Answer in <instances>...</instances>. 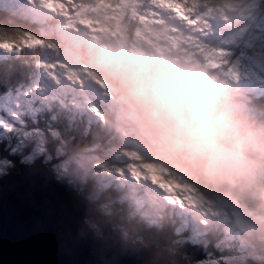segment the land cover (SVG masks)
<instances>
[{
    "label": "clouds",
    "instance_id": "9594fccd",
    "mask_svg": "<svg viewBox=\"0 0 264 264\" xmlns=\"http://www.w3.org/2000/svg\"><path fill=\"white\" fill-rule=\"evenodd\" d=\"M87 55L111 87L108 118L120 137L208 199L222 204L226 196L245 245L238 258L264 259V97L190 50L143 47L133 54L113 41ZM63 145L58 178L86 184L97 213L136 231L174 227L177 206L156 179L106 181L96 171L102 162L87 160L86 146L70 139Z\"/></svg>",
    "mask_w": 264,
    "mask_h": 264
},
{
    "label": "rangeland",
    "instance_id": "374dc122",
    "mask_svg": "<svg viewBox=\"0 0 264 264\" xmlns=\"http://www.w3.org/2000/svg\"><path fill=\"white\" fill-rule=\"evenodd\" d=\"M3 2L12 11L17 5V0H3ZM75 2L77 3L75 6L77 12L73 11V16L69 19H65L63 14L46 11L41 7L39 0L34 5H30L32 8H29L25 13L32 21L29 24L35 27L41 36L53 34L51 26L47 25L45 15H55L58 20L53 22L52 28H55L62 36L60 48L66 49L69 46L67 52H71L72 59H75L66 62L62 59L64 53L61 54L51 48H43L38 64L33 60L36 69L30 82L0 94V121L4 122L0 124V142L3 140V134H7L11 139L8 146L11 144L21 152L26 150L27 152L31 151L30 153L43 155L46 149L44 136L39 137L33 134L38 131L42 134V132L39 129H29L28 122L24 121L26 118L38 121L39 113L36 114L30 107L34 103L35 94L42 98L44 107L52 111L53 114H56L58 110L62 116L69 118L71 115L68 110L69 106L81 107L86 103H96L104 112V118L109 115L112 90H108L97 81L91 72V64L87 61V53L113 41L121 42L133 54L143 47L156 51L169 48L180 51L190 50L202 56L212 67H218V64L222 62L225 55L222 50L230 49L232 53L237 54L236 57L230 58L240 62L243 72L253 74L251 62L257 68L264 70V12L262 11L264 0L231 2L229 0L217 6L200 5L199 14L211 21L210 25H203L206 31L189 30L163 10L154 9L153 11L161 12V15L153 16L147 12L149 5L147 3L140 4L137 0H75ZM154 3L157 8L171 7L167 0H154ZM137 9L144 11L145 15L137 16ZM29 50L32 51V49ZM67 52L65 53L67 54ZM4 54L9 55V53L0 50V56ZM57 61L66 65L67 70L64 67H58L53 74L50 68ZM77 74L83 79L82 85L74 79ZM241 83L247 90L253 92L245 81H241ZM262 92L264 93V87L259 90L258 94ZM13 113L16 115L13 116ZM80 115L82 116V114ZM77 116L79 114L74 115V117ZM108 120L106 123L103 120L102 123L97 124L105 129L108 127L113 134H118L111 120L109 118ZM47 131L52 134L51 137H57L50 128H47ZM118 141L124 147L112 148L111 154L107 155L106 153L107 157H105L110 159L113 164L111 166L104 163L98 164L96 169L98 175L106 181L127 180L130 175L128 173L129 159L126 152H128V148H131L133 153H139L135 147L121 137ZM98 155L100 157V153ZM92 156L96 157L97 155H92L90 151L86 150V158L89 162L99 161ZM6 161V159L0 160V176L4 173L2 168L8 165ZM103 161L106 160L103 159ZM119 169L124 170L123 174H118ZM48 170L52 172L50 168ZM53 171L59 174L58 163L55 168L53 167ZM150 171L153 172L152 178L157 179L155 170ZM172 187V184H168L169 191ZM219 199L223 200L222 204L210 200L202 194L200 203L196 207L185 208L183 211L176 207L175 211H177L179 219H183L185 222L188 219L193 221L195 227L187 238L191 243L197 239L198 242L204 241L206 226L214 222L222 230V240L229 239L235 245L237 244V254H239V249L245 247L244 241L241 239V232L228 210V198L221 196ZM185 207L189 206L185 204ZM185 222L180 224H185ZM135 234L138 233L135 232ZM184 259L189 264V260Z\"/></svg>",
    "mask_w": 264,
    "mask_h": 264
},
{
    "label": "water",
    "instance_id": "95a60500",
    "mask_svg": "<svg viewBox=\"0 0 264 264\" xmlns=\"http://www.w3.org/2000/svg\"><path fill=\"white\" fill-rule=\"evenodd\" d=\"M181 256L125 240L45 165L20 163L0 176V264H188Z\"/></svg>",
    "mask_w": 264,
    "mask_h": 264
},
{
    "label": "trees",
    "instance_id": "16d2710c",
    "mask_svg": "<svg viewBox=\"0 0 264 264\" xmlns=\"http://www.w3.org/2000/svg\"><path fill=\"white\" fill-rule=\"evenodd\" d=\"M227 1L229 0H203L201 5L217 6L222 5ZM231 1L236 0H230V2ZM7 7V4H5L3 0H0V26H3L5 28L21 27L25 30L35 31L37 32V35H40V37L43 38L45 41H48L50 44H55L56 52H61V48L58 47L57 42L54 41V35L57 36V31L55 28H52V26L53 22L58 20L55 15H45L47 25L48 27L51 26L53 34L41 36V33L38 32L35 27L29 24L32 23V21H30L28 17L25 18L23 16L20 18L18 14L14 13L12 10H10V8ZM262 11L264 12V6H262ZM41 49H35L32 51L29 49H25L23 52L20 53H9L8 56L0 57V72L11 73L9 83L7 85H0V94L6 93L8 89L12 88L14 90L17 87H20L30 82L32 74H34L36 69L33 60H35V62H37L38 64V60L42 57ZM90 64V67H92V69H90L94 76L98 78L99 81H103V83L106 84V88L110 90V85L102 78V76L95 70V68H93L94 65L92 64V62H90ZM256 95L264 97L263 92L261 94ZM57 114L58 113L56 112V114L54 115ZM86 116L87 115L85 114H82V116L79 114V116L73 117L72 119H69L67 116H63L62 119H58L56 121V126L50 127L51 131L55 132L57 135V137L55 138L51 137L52 134L48 132L47 129L40 128L39 130L42 132L44 139H46V149L43 155H39L33 152L30 153L31 151L27 152L26 150H24V152H21V150H19L18 148H14L11 144L8 146L9 140L11 139L9 138V135L3 134V140H1L0 142V160L6 159V162L8 164L5 168H2L3 172L6 173L7 170L9 171L10 169L16 171L17 165L27 161L43 163L53 171V167L55 168L58 161L62 159V155L60 152L63 150L64 147L63 141L69 139L71 140V143L73 145L86 146V150L90 151L92 155H97L96 157H92L95 160H99L98 162H102L107 166H111L113 162L105 157L111 154L112 148L124 147L118 141L120 140V137L118 134H113L112 131L110 132L108 127L107 129H105L97 123L90 122L88 116L87 118ZM108 116L104 118L105 123L106 121H109L107 118ZM24 121L26 123L28 122L27 124H29V129H38L31 127V125L37 124L39 121H33L28 118H26ZM128 152L133 151L131 148H128ZM99 153L100 157L98 155ZM103 159H105L106 161L104 162ZM130 163L131 161L129 160V164ZM53 173L55 175L57 174L54 171ZM58 177L59 174H57L56 176L57 179H59L63 183L70 184L66 179H61ZM70 185L76 188L81 195L89 198L86 184L77 182L75 184ZM176 213L177 211H175V214ZM110 222L112 229L116 231L125 240L132 242H142L144 244H151L169 248L170 250H173L176 253L183 255L184 258L189 260V264H214V261H216L219 255V250L217 249V246H219V248L223 250L227 255L236 257L239 260V264H242L241 259H239L238 257H240L241 251L244 248L239 249V254H237V244L235 245V243L229 239L222 240V230L220 229V227H217L214 222L209 223L208 226H206L204 241L198 242L197 239L192 241V243L187 238L189 233H191V231L195 227L193 221L188 219L185 222V220L179 219L177 214L174 227L166 230V232L164 233H156L154 230L136 231L131 229L126 224L116 223L112 221ZM182 222H185V224H180ZM88 223L96 230V226L94 223H92L91 221H88ZM135 232H137L138 234H135ZM174 238H176L175 242H173ZM249 264H252V262L249 261ZM256 264H264V259L258 260Z\"/></svg>",
    "mask_w": 264,
    "mask_h": 264
},
{
    "label": "snow or ice",
    "instance_id": "6c2138e0",
    "mask_svg": "<svg viewBox=\"0 0 264 264\" xmlns=\"http://www.w3.org/2000/svg\"><path fill=\"white\" fill-rule=\"evenodd\" d=\"M137 2L140 4L147 3L149 5L147 12L151 13L153 16L161 15V12L153 11L154 9L163 10L189 30L196 29L197 31H206L203 25H210L211 23L207 17L199 14L200 5L203 0H167V3L171 5V7L167 8H157L154 0H137ZM35 3H37V0H17V5L13 9V12L18 14L21 18L29 8H32L30 5H34ZM39 3L46 11L53 12L54 14H63L65 19L71 18L73 16V11H75V13L77 12V8L75 7L77 3L75 0H39ZM57 5L60 7L57 8ZM136 14L137 16H142L145 15V12L137 9ZM55 47V44H50L48 41H45L40 35H37L35 31L25 30L21 27L5 28L0 26V50L7 53H20L25 49H55ZM222 51H224L225 55L222 62L218 64V67L226 70V72L237 81H245L247 86L252 89L254 93L258 94L259 90L264 87V70L257 68L256 65L251 62L253 74L243 72L240 62L237 59L234 61L233 58H230L236 57L237 54L232 53L230 49H223ZM58 67H64L65 70H67L66 65L57 61L56 64L51 66L50 71L55 74V69ZM10 77L11 73L0 72V85H7ZM74 79L77 83L83 84V79L79 74H77ZM97 81L106 88L103 81H99L98 78ZM249 81H252V83H249ZM30 107L36 114L39 113V115H37V120L39 122L31 125L33 128L47 129L54 127L56 126V121L63 118L62 114L54 115L52 111L46 109L42 98L37 94H35L34 103ZM68 110L71 113L69 119H72L75 114H87L90 122L102 123L104 120V112L101 111L96 103H86L81 107L72 105L69 106ZM15 115L16 113H13V116ZM3 123V121H0V124ZM33 134L39 137L42 135L39 131ZM126 155L129 160L132 161L128 168L129 175L136 180H140L141 178L152 179L153 172L150 170H155L157 176L155 182L157 186L161 187L170 202L174 206L179 207L180 210L183 211L185 208H194L200 203L202 194L194 185L190 184L183 177L173 174L155 161L143 158L139 153L126 152ZM123 172V169L118 170V174H123ZM168 184L173 185L171 191H169ZM185 204L189 207H185ZM217 249L219 250V255L216 261H214V264H239V260L236 257L227 255L219 246H217Z\"/></svg>",
    "mask_w": 264,
    "mask_h": 264
},
{
    "label": "bare ground",
    "instance_id": "6f19581e",
    "mask_svg": "<svg viewBox=\"0 0 264 264\" xmlns=\"http://www.w3.org/2000/svg\"><path fill=\"white\" fill-rule=\"evenodd\" d=\"M25 17H27L26 15H25ZM171 24V23H170ZM65 52H67V51H65L63 48L61 49V54H63L64 53V55H63V57H62V59H64V60H66V62L67 61H69V60H72V54H71V52H67V54L65 53ZM69 53V54H68ZM71 56V58H70V56Z\"/></svg>",
    "mask_w": 264,
    "mask_h": 264
}]
</instances>
